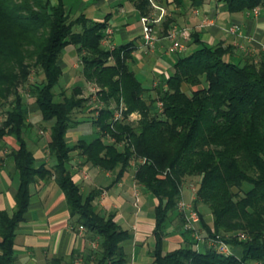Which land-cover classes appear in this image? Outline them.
Listing matches in <instances>:
<instances>
[{
  "label": "trees",
  "instance_id": "1",
  "mask_svg": "<svg viewBox=\"0 0 264 264\" xmlns=\"http://www.w3.org/2000/svg\"><path fill=\"white\" fill-rule=\"evenodd\" d=\"M128 1L142 16L150 15L149 0ZM165 1L168 6L184 7L186 0ZM191 1L198 6L205 0ZM223 1L231 13L264 5V0ZM174 23L166 17L159 35H167ZM107 28V20L97 22L86 13L75 17L66 9L65 0H0V109H5L0 143L14 136L19 146L12 152L19 173L15 212L9 216L0 211V264L15 262L16 232L30 206L31 185L52 177L65 194L76 224L100 238L98 264L127 263L123 243L131 234L121 228L115 214L103 216L97 211L98 191L82 193L70 168L74 151L106 171L121 167L120 178L134 159L147 158L138 165L135 179L159 200L154 264H264V59L258 63L232 60L230 46H211L200 32H194L188 45L196 48L175 54L174 71L150 94L152 89L129 64L136 46H104ZM69 46L77 49L84 78L99 88L96 101L92 96L85 98L80 85H74L71 92L63 87L55 92L65 76L61 60ZM34 69L43 74L40 82L31 79ZM121 100L128 114L139 112L142 118L137 124L119 122L113 130V106ZM158 101L163 103L162 111ZM32 105L40 112L41 122L50 126L51 168L37 164L25 138L34 128L29 120ZM84 110L98 136L71 145L68 133L83 123L75 116ZM107 134L115 142L108 141ZM190 177H199L194 207L205 237L220 236L234 255L208 247L198 250L185 230L186 243L165 251L168 221L178 210ZM202 205L210 209L211 222L200 210ZM239 233L247 239H240Z\"/></svg>",
  "mask_w": 264,
  "mask_h": 264
},
{
  "label": "crops",
  "instance_id": "2",
  "mask_svg": "<svg viewBox=\"0 0 264 264\" xmlns=\"http://www.w3.org/2000/svg\"><path fill=\"white\" fill-rule=\"evenodd\" d=\"M65 1L66 9L75 17L86 13L94 21L107 20L108 28L105 34L109 36V44L115 47L134 44L136 49L143 44L141 18L144 16L132 2L128 0ZM156 2L161 6H168L165 0H156ZM168 2L171 3V0ZM168 8L167 17L175 20L173 26L188 29L191 34L200 32L202 39L211 46L220 43L225 47L230 46L232 60L244 59L258 63L264 59V5L246 12L231 13L223 0H205L198 6H194L191 0H186L184 7L169 5ZM197 10L200 11L199 14H196ZM150 14H159V11L152 7ZM203 17H209L210 23L202 26ZM164 21L165 19L156 25L160 32L164 28ZM233 25H238V30L235 34H230L228 30ZM165 36H160L162 40L154 53L140 54L136 50L132 53L133 59L129 62L140 81L147 88L152 89L150 94H154L153 88L168 79L174 71L175 54L168 51L170 43L163 38ZM104 46L107 47V44ZM70 47L74 48V52L70 51L71 53L67 54L64 52L61 60L64 77L67 83L72 85L71 87L82 86L83 96L88 98V89L93 92L95 85L87 81L84 76L83 79L76 76L80 57L77 49L74 46L68 48ZM195 48L194 44L188 45L183 53L192 52ZM184 90L188 91V86H185ZM80 116L84 118L80 117L78 120L83 123L89 119L87 113ZM4 120L5 116L1 118V123ZM29 120L34 124V128L25 134V138L34 152L37 164L46 163L51 168L54 160L47 150L50 126H48L47 139L41 137L38 129L43 122L40 112L33 105L30 106ZM97 136L91 139L85 138V135L79 131L78 125L68 133V141L73 145L78 140L93 141ZM18 148L14 136H6L0 143V211L7 212L9 216L14 215L15 195L19 187V173L12 158V152ZM71 156L70 168L82 193L88 195L98 191L99 195L94 202L97 211L103 216L115 214L121 228L130 232L131 238L123 243L124 252L128 257L126 264H154L152 251L156 242L155 208L159 200L136 181V167L131 165L120 178L121 167L114 171H106L86 162V158L78 151L72 152ZM189 184L185 183L183 189L184 197L188 200L191 199ZM31 194L30 206L16 232L14 264H98L101 240L87 229L81 230L76 224V219L72 218L68 208L65 194L55 178L35 182L31 185ZM180 215L178 210L171 213L166 228L167 237L164 247L166 252L173 251L186 243V237L183 235L185 229L182 228ZM205 218L208 222L213 220L211 214H205Z\"/></svg>",
  "mask_w": 264,
  "mask_h": 264
},
{
  "label": "built area",
  "instance_id": "3",
  "mask_svg": "<svg viewBox=\"0 0 264 264\" xmlns=\"http://www.w3.org/2000/svg\"><path fill=\"white\" fill-rule=\"evenodd\" d=\"M152 4V7L159 11V14H150L149 16H144L141 18L143 24V44L137 47V52L140 54L154 53L160 44L162 37L159 35V31L156 28V25L162 22L169 14V10L160 4H157L156 0H149ZM199 10L196 11V14H199ZM211 19L209 17H203L202 26L210 23ZM238 30V25H233L228 32L230 34H235ZM110 34V33H108ZM167 39L170 43L168 46V51L173 54L183 53L187 50V44L191 41V32L188 29L180 28L179 26H173L170 32L163 37ZM109 36L106 35L104 38V44H107L109 49H114L115 46L109 44ZM96 88V89H95ZM93 88L95 92L93 100L96 101V92L99 90L96 86ZM99 106V108H101ZM114 115L112 120V128L115 129V125L119 122H129L137 124L142 115L139 112H132L128 114V108L123 100L120 103L113 106ZM157 108L162 111L163 103L161 101L157 102ZM99 111L96 113V117L99 116ZM106 139L110 142H115V138L111 137L110 134L106 135ZM147 158L134 159L132 162L133 166H138L139 164H145ZM166 174V172H164ZM191 199H186L184 197V192L182 190V197L178 203V211L184 219V229L185 231L190 232L191 237L196 242V247L198 250H205V248H214L224 255H234L235 252L233 248L225 242L220 236L216 238L205 237L202 227V220L199 211L194 207V201L197 199V187L195 185L190 186ZM81 230H85L83 226H80ZM239 238L242 240L247 239L245 233H239Z\"/></svg>",
  "mask_w": 264,
  "mask_h": 264
},
{
  "label": "rangeland",
  "instance_id": "4",
  "mask_svg": "<svg viewBox=\"0 0 264 264\" xmlns=\"http://www.w3.org/2000/svg\"><path fill=\"white\" fill-rule=\"evenodd\" d=\"M167 9H169L168 7H167ZM187 47H188V45H187ZM74 52V48L73 47H70V48H67L64 52H65V54H67V53H71V52ZM176 58H177V56L176 55H174V62L176 61ZM77 70H76V76H78V77H80V78H82L83 79V75H82V72H81V63H80V61H78V66H77ZM42 78H43V74L41 73V72H39L38 70H36V69H34L33 70V74H32V80L34 81V80H37V81H41L42 80ZM72 85H69L68 83H67V81H66V79H65V77L61 80V82H60V84L55 88V92L57 93L59 90H61V88L63 87V88H66V89H68V91L67 92H71V87ZM94 87V86H93ZM70 88V89H69ZM61 92V91H60ZM59 92V93H60ZM87 94H88V96L89 97H91V95L93 96L94 94H95V92H92L91 90H89L88 89V91H87ZM61 98V97H60ZM27 100L30 102V101H32V99L31 98H29V97H27ZM31 110H32V113H34L33 112V109L31 108ZM85 111H81V112H78L76 115L77 116H75V118H80L81 116L80 115H86V113H84ZM4 115H5V109H3V108H1L0 109V120H1V118L2 117H4ZM83 117V116H82ZM81 117V118H82ZM84 118V117H83ZM0 123H1V121H0ZM48 126H49V124H45V123H43L40 127H39V129H38V133H39V135H41V137L43 136L44 138H46L47 139V131H48ZM79 131L80 132H82V134L83 135H85V138H87V139H91V138H94V137H96L97 136V132H96V130L93 128V125H92V123L90 122V121H87V122H84V123H81L80 125H79ZM43 132V133H42ZM45 139V140H46ZM136 169H138V166H136ZM198 180H199V177H190V178H187L186 179V181H185V183H190L189 185L191 186V185H195L196 187H197V182H198ZM185 183H184V186H185ZM190 186H189V188H190ZM198 188V187H197ZM183 189H184V187H183ZM188 198V197H187ZM200 210L204 213V214H211V211H210V209L207 207V206H204V205H202V207L200 208Z\"/></svg>",
  "mask_w": 264,
  "mask_h": 264
}]
</instances>
